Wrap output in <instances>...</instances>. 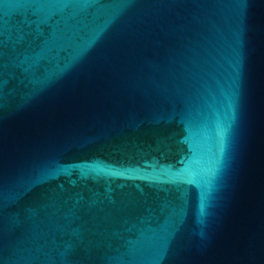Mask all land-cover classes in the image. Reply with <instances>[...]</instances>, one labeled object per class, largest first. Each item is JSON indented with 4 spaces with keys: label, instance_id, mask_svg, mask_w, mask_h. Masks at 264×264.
Listing matches in <instances>:
<instances>
[{
    "label": "water",
    "instance_id": "obj_1",
    "mask_svg": "<svg viewBox=\"0 0 264 264\" xmlns=\"http://www.w3.org/2000/svg\"><path fill=\"white\" fill-rule=\"evenodd\" d=\"M0 264H264V0H0Z\"/></svg>",
    "mask_w": 264,
    "mask_h": 264
}]
</instances>
